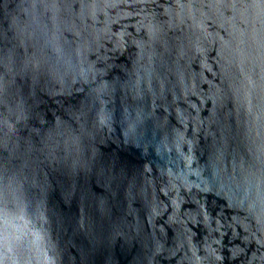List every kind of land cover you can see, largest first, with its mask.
Wrapping results in <instances>:
<instances>
[{"label":"water","instance_id":"water-1","mask_svg":"<svg viewBox=\"0 0 264 264\" xmlns=\"http://www.w3.org/2000/svg\"><path fill=\"white\" fill-rule=\"evenodd\" d=\"M0 264H264V0H0Z\"/></svg>","mask_w":264,"mask_h":264}]
</instances>
